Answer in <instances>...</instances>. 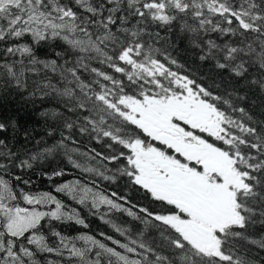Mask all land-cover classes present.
Here are the masks:
<instances>
[{"label": "snow or ice", "instance_id": "obj_1", "mask_svg": "<svg viewBox=\"0 0 264 264\" xmlns=\"http://www.w3.org/2000/svg\"><path fill=\"white\" fill-rule=\"evenodd\" d=\"M174 30L237 85L221 90L187 70ZM254 91L264 96V0H0V102L12 92L54 102L38 115L53 125L45 136L59 133L22 154L15 118L0 119V264H264V103L251 112ZM61 154L75 179L18 187L30 181L16 170ZM122 177L156 207L105 186ZM88 217L111 233L54 226L89 230ZM149 227L161 244L145 238Z\"/></svg>", "mask_w": 264, "mask_h": 264}, {"label": "trees", "instance_id": "obj_2", "mask_svg": "<svg viewBox=\"0 0 264 264\" xmlns=\"http://www.w3.org/2000/svg\"><path fill=\"white\" fill-rule=\"evenodd\" d=\"M161 32V35H166L162 29H156ZM171 42L175 45L172 49L173 55L178 60L179 63L183 64L185 68L192 71L199 77L204 78L203 82L206 84H212L216 82L220 85L221 90L227 87H235L238 81L233 80L228 76L227 72H219L213 67V62L211 61H200L199 55L200 50L194 48L188 39L178 38L179 34L174 30L172 33H168ZM59 50V49H57ZM46 50H41V55ZM251 98L248 103L252 113L259 115L261 112V104L264 103V96H261L257 92L250 94ZM255 103H252V101ZM57 105L52 101H45L43 104L37 102L34 106L32 104L26 103L19 94L12 92L11 95H5L2 102H0V119L14 117L18 127L10 133V136H14L15 147L23 154L28 150H35V145L31 142L33 139H40L41 136H45L47 129L53 125L50 122H45L38 113L43 111L45 108H56ZM29 133V140L25 141V133ZM45 139L51 143L55 139H59V133L54 137H47ZM80 141L81 147L88 145V139L86 137H77ZM92 147H97L100 149L99 145L94 142L91 144ZM65 169L68 175L60 178H56L55 181H50L48 179V174H51L54 170ZM16 174L20 175L22 180H29L28 185L18 183V187L23 188L25 191L40 192V191H52L53 184L56 182H62L67 180L75 179L79 173L72 168L68 163L66 157L62 154L57 155L54 158H49L44 161L35 162L31 169L24 171L16 170ZM111 190L118 191L121 195H126L134 204H139L142 206L156 207L147 198L146 194L138 191L137 189L131 187L127 178H119L116 184H105ZM120 222L126 223L132 227L133 231H138L142 229V225L132 220V218L127 217L123 214H116ZM88 222L90 223V229L84 230L79 226H74L71 224L61 225L54 222V226L64 232L66 235L72 236L76 235L79 231H90V233L95 234L100 231H105L111 233V229L102 223L100 220L94 217H88ZM145 238L150 242L155 244H161L163 238L160 235L158 229L149 227L145 231ZM264 256V253L260 254ZM56 259V257H51Z\"/></svg>", "mask_w": 264, "mask_h": 264}]
</instances>
